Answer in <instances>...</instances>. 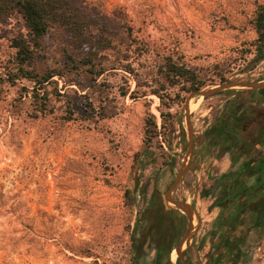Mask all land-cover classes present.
Segmentation results:
<instances>
[{"label": "rangeland", "instance_id": "rangeland-1", "mask_svg": "<svg viewBox=\"0 0 264 264\" xmlns=\"http://www.w3.org/2000/svg\"><path fill=\"white\" fill-rule=\"evenodd\" d=\"M83 1L115 28L126 20L160 54L204 74L200 92L232 88L208 97L181 93L164 106L152 94L134 99L136 80L140 93L159 89L151 81L158 78L156 53L133 55L135 77L121 67L96 78L74 76L66 66L73 48L61 33L34 45L21 15L0 22V264H132L134 228L154 186L164 190L183 179L189 141L222 101L249 92L242 84H264V49L251 24L264 0ZM19 40L32 56L24 70L61 77L39 86L18 73ZM101 56L109 66L127 55ZM34 91L47 98L43 105ZM150 116L161 133L151 143ZM163 161L175 162L174 169ZM258 264H264V236Z\"/></svg>", "mask_w": 264, "mask_h": 264}, {"label": "trees", "instance_id": "trees-1", "mask_svg": "<svg viewBox=\"0 0 264 264\" xmlns=\"http://www.w3.org/2000/svg\"><path fill=\"white\" fill-rule=\"evenodd\" d=\"M94 10L86 5L83 0H0V22H3L14 13L21 15L34 45L42 42L51 33H61L73 48L71 55L68 54L70 64L66 66L68 68L67 72L74 74V76L81 74L85 77L89 75L96 78L108 70L121 67L125 72L135 77L136 70L129 63L133 55L145 58L152 53H156L160 60L155 74L158 78L151 81L159 86V89L140 93L138 92L141 87L140 82L136 80L137 90L131 95L134 99L137 98V95L146 97L148 94H152L158 97L161 105L164 106L168 100L175 103L177 98H181V93L190 94L206 86L207 80L204 74L202 76L201 72L191 68L182 58L160 54L156 51V48L139 39L137 30L129 22L120 20L119 28H115L105 15L94 12ZM251 24L257 35V46L264 49V3L256 5ZM22 43V40L16 43V47L19 49L18 73L24 74L27 78L30 75L29 78L39 86L48 83L55 76L61 77L56 72L50 74L37 73L35 68L30 73L24 70L25 67L30 68L32 56L28 47ZM104 52H112L118 55L125 52L127 56H123L124 58L119 61L108 62L109 66H107L100 61L101 54ZM124 61H126V64H122ZM216 76L219 77L222 84L226 83L224 77L218 74ZM147 87L150 88L151 86L148 85ZM173 89H178L175 98H169L168 95L164 96L163 93L166 90ZM32 94L36 103L40 105H43L42 101L47 100L46 97L41 98L38 95L40 93L37 94V91ZM236 94H231V96ZM238 99L239 105L245 100L251 102L250 98L244 100L239 97ZM160 114L162 121H164L167 116L164 112H160ZM150 119H152L151 123H149V120H146L145 123V134L149 143L152 142L154 137L161 134L157 130L153 116H150ZM235 128L241 129L242 126L238 125ZM163 163L170 170L175 167V162L165 163L163 161ZM165 194L166 187L162 191L157 185L154 186L149 200L150 204L147 210L141 214L143 220L135 225L132 264H141L142 261H145L153 248H157L158 251L162 252V260L170 264L168 257L171 247L174 241L182 236L183 231L180 228V219L173 210L167 208ZM174 254L173 252V260Z\"/></svg>", "mask_w": 264, "mask_h": 264}, {"label": "crops", "instance_id": "crops-1", "mask_svg": "<svg viewBox=\"0 0 264 264\" xmlns=\"http://www.w3.org/2000/svg\"><path fill=\"white\" fill-rule=\"evenodd\" d=\"M247 90L251 92L236 93L240 98L244 100L250 98V101L253 102L257 98L256 90ZM236 100L239 99H235L234 106L230 105V107H234L235 117L230 114L225 115L223 118H219V124L214 127V120L218 118L223 102L218 107V114L212 118L211 115L208 116L203 132L196 134L197 136L194 138L189 169L183 179L173 182L170 188L166 187L167 208L173 210L180 219V228L183 231L182 236L176 239L171 247L168 257L170 264L174 263L173 252L175 253L174 259L176 255L178 264H205L210 249L209 232L220 213L218 204L220 195L226 188L232 192L239 190L238 183H235L233 176L236 174L238 157L245 153L244 147H246L250 134L244 132L243 134H229L230 131L227 127L232 122L238 124L243 123L245 119H250L252 103L245 100L239 105ZM233 110L230 109V112ZM227 111L229 112L228 109ZM230 140L233 141L230 142ZM193 174L196 180L195 178L188 180V177ZM226 177L230 179L227 181ZM150 198L151 195L149 200ZM149 200L147 207L150 204ZM173 202L182 203L185 205V209L177 208ZM154 256V252L149 253L145 261L148 263L153 261Z\"/></svg>", "mask_w": 264, "mask_h": 264}, {"label": "flooded vegetation", "instance_id": "flooded-vegetation-1", "mask_svg": "<svg viewBox=\"0 0 264 264\" xmlns=\"http://www.w3.org/2000/svg\"><path fill=\"white\" fill-rule=\"evenodd\" d=\"M262 90L264 89L256 90L257 98L252 103L251 118L245 119L243 123L232 122L227 127L229 134L244 132L250 134V138L244 147L245 153L238 157L236 174L233 176L239 190L232 192L226 188L220 195L218 202L220 213L209 232L210 249L205 264H258L264 236V92ZM238 98L239 94L222 101L218 118L214 120L215 124L212 123L214 127L219 124V118L225 115L230 114L235 117L234 107L230 105ZM229 107L233 111L230 112ZM238 125L242 128H235ZM226 178L227 181L230 179ZM151 250L155 258L149 264H167L161 258L162 252L157 248Z\"/></svg>", "mask_w": 264, "mask_h": 264}, {"label": "water", "instance_id": "water-1", "mask_svg": "<svg viewBox=\"0 0 264 264\" xmlns=\"http://www.w3.org/2000/svg\"><path fill=\"white\" fill-rule=\"evenodd\" d=\"M242 88H246V89H253V90H259V89H264V84H242L240 85ZM232 88L231 86L229 85H226L225 87H221V88H218V89H215V90H210V91H206V92H200L199 90L197 91H194L192 93L193 96H205V97H208V96H211L217 92H220V91H223V90H227V89H230ZM192 148H193V142L192 140L189 141V150L192 151ZM189 168H186L185 169V172L188 170ZM181 180V176L178 177V179L176 180V182H179ZM173 204L175 206H177V208H180V209H185V205H183L182 203H177V202H173Z\"/></svg>", "mask_w": 264, "mask_h": 264}]
</instances>
